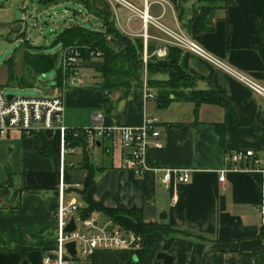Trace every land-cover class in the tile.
<instances>
[{"label":"crops","instance_id":"crops-1","mask_svg":"<svg viewBox=\"0 0 264 264\" xmlns=\"http://www.w3.org/2000/svg\"><path fill=\"white\" fill-rule=\"evenodd\" d=\"M130 1L144 8L143 0ZM183 2L151 0L148 7L154 23L147 31L142 19L124 8L111 7L117 27L130 38L145 39L147 35L146 44L165 49L173 44L162 30L181 31L221 64L264 87V61L259 52V44L264 42V0H230L227 12L216 14L211 33L200 31L199 19L184 29L177 12ZM79 71L80 83L56 87L51 95L63 96L68 128L89 127L98 113L104 115L102 125L120 123L131 128L141 127L144 118L151 116L159 121L163 147H151L149 166L190 174L189 183L170 186L164 183L162 173L137 176L123 168L119 150H108L99 143L78 147L68 156L71 166L65 181L72 188L66 193L67 202L85 207L82 196L73 189L85 188L94 177L88 198L97 206L116 209L122 202L141 212L148 225L184 232L146 235L144 257L99 252L93 264H164L157 259L159 253L172 256L173 264H256V257L264 253V227L258 211L263 200L262 180L258 175L230 171L222 185L219 176L230 167L226 162L230 153L254 150L264 157V97L217 64L190 54L189 71L198 80L199 89L224 91L235 115L211 105H202L196 114L191 103L175 102L162 109L155 97L145 99L142 88L126 99L120 93L113 96V116H108L101 104L103 94L93 89L97 75L87 87L82 77L87 70ZM218 124L225 125V146ZM44 136L50 141V133ZM42 146L39 133L0 135V185L12 174L13 186L29 190L15 202L12 197L6 203L0 201V264H44L45 255L56 247L58 167L52 158L39 153ZM53 148L58 151L56 140ZM29 247L35 249L22 255L20 250Z\"/></svg>","mask_w":264,"mask_h":264},{"label":"built area","instance_id":"built-area-1","mask_svg":"<svg viewBox=\"0 0 264 264\" xmlns=\"http://www.w3.org/2000/svg\"><path fill=\"white\" fill-rule=\"evenodd\" d=\"M113 8H124L143 20L145 31L153 18L149 14V2L143 0L144 8L140 9L130 0H106ZM163 29V28H162ZM171 43L190 54L205 58L246 84L255 93L264 97V87L250 78L243 76L233 69L221 64L207 53L199 44L188 38L181 31L163 29ZM147 40V35H145ZM159 57L166 56L165 49L157 51ZM80 55L74 49L62 52L61 68L67 75L68 71L75 70L79 63ZM71 84L80 83L78 73L70 74ZM69 78V77H68ZM67 78V79H68ZM66 79V80H67ZM66 84V81L64 82ZM67 86H64V88ZM145 99H153L147 84L144 85ZM104 118L98 113L93 118V124L81 129H70L66 125V106L63 96H43L34 98L15 97L9 99L0 90V135H8L19 131L26 134L50 133L51 141H57L60 165L57 169L59 205L56 211V247L49 251L44 258V264H93V259L99 252H128L137 255L144 250L145 237L135 232L127 231L112 220L96 222L93 219L83 220L78 216L81 209L76 202H67L66 193L72 188L65 181V173L71 165L67 157L75 154L77 148L72 146L69 134L74 139L85 138L90 144H103L108 150H119L123 155V168L133 171L137 176L148 172L162 173V178L167 186L172 184H187L190 174L186 170H172L153 168L148 164V153L151 147L161 149V132L157 130L158 119L151 116L144 118L143 125L139 128L126 127L116 123L111 126L102 125ZM227 164L230 166L220 172L219 180L222 185L226 182V175L230 171H241L258 175L262 180L263 200L259 206V214L264 227V157L254 150H241L227 155ZM79 189V186H75ZM75 219L76 230L68 234L66 229L72 219ZM70 243L76 244V255L73 256L67 249Z\"/></svg>","mask_w":264,"mask_h":264},{"label":"trees","instance_id":"trees-1","mask_svg":"<svg viewBox=\"0 0 264 264\" xmlns=\"http://www.w3.org/2000/svg\"><path fill=\"white\" fill-rule=\"evenodd\" d=\"M66 0H41L45 5ZM83 5L90 14L101 23L99 28H88L82 25H72L67 28L59 37L58 42L63 45V51L74 49L79 55V61L86 64L87 69L93 70L98 76L97 83L93 89L103 94L101 104L108 116H113V96L121 94V98L126 99L132 95L136 89L144 88L145 83L148 89L154 92L157 104L162 108H168L172 103H191L195 106V113H198L202 105L217 106L226 111L235 112L227 99L224 91L210 87L201 90L198 80L189 71L190 53L173 45L165 46L166 56L159 57L157 51L159 47L151 42L145 43L144 38H130L117 27L112 7L106 0H72ZM230 0H197L192 6V16H188L186 7L188 0H184L177 7L179 21L183 23L185 30H188L192 23L199 19V29L203 33L215 31V16L218 11L227 12ZM219 5H216L218 4ZM224 4V7L221 4ZM27 45V44H26ZM28 46V45H27ZM33 49V48H31ZM259 52L264 61V42L259 44ZM25 66L28 67L35 76L45 75L53 69L59 67L61 56H44L36 53H27L25 56ZM10 81L14 80L13 65H9ZM155 76H166V79H157ZM69 76H65L62 68L58 71L56 78L57 88H63L64 82ZM101 81V82H99ZM30 82L20 81V86H31ZM216 129L221 138V144L226 143V129L224 124L216 125ZM43 146L39 153L52 158L57 167L60 165L58 151L53 148V141H49L43 133ZM72 146L75 148L83 146L85 149L88 142L85 138L74 139L73 134H69ZM58 169V168H57ZM12 186L13 176L2 186ZM95 185L94 177L83 189H73L80 194L85 202V207L81 208L78 216L83 220L94 219L96 222L112 220L121 228L135 232L138 235H146L161 231L164 234L184 233L172 228H162L157 225H148L142 218V213L138 210H131L124 203H120L116 209H104L94 204L88 198L89 191ZM23 192L29 190L23 188ZM19 206V202L16 203ZM264 236V230L263 234ZM35 247L20 250L22 255L31 252ZM146 251V241L144 250L138 253V257H144ZM256 264H264V253L256 257Z\"/></svg>","mask_w":264,"mask_h":264},{"label":"rangeland","instance_id":"rangeland-1","mask_svg":"<svg viewBox=\"0 0 264 264\" xmlns=\"http://www.w3.org/2000/svg\"><path fill=\"white\" fill-rule=\"evenodd\" d=\"M196 2L197 0H188L189 17L192 16L191 8ZM221 6L224 7V4L222 3ZM65 12L67 14H64ZM100 24L98 19L90 14L83 5L72 0L47 5L41 0H0V90L4 91L5 96L25 98L53 95L61 64L59 63L57 69H53L45 75L35 76L25 66V56L27 53L61 56L63 45L58 42V37L67 28L72 25L99 28ZM11 64L13 65L14 80L9 85V65ZM79 70H87V72L83 71L82 77L85 78V86L87 83V87H89L91 83L89 80L95 79L97 74L93 70L87 69L85 63L79 61L75 70L68 71L67 76L81 73ZM154 78L160 80L167 77L155 76ZM22 80L30 82L32 85L22 87L20 86ZM69 84H71L70 76L64 86ZM22 191L21 187L2 186L0 201L6 203V200L12 197V202H15Z\"/></svg>","mask_w":264,"mask_h":264},{"label":"water","instance_id":"water-1","mask_svg":"<svg viewBox=\"0 0 264 264\" xmlns=\"http://www.w3.org/2000/svg\"><path fill=\"white\" fill-rule=\"evenodd\" d=\"M64 14H67V12H65ZM75 16H76V14H75ZM12 97L13 96H9V99H12ZM164 217H165V214H164ZM75 230H76V222H75V219L73 218L71 220L70 224L68 225L66 232L68 234H71ZM67 249L73 256L76 255V244L75 243L68 244ZM157 259L162 261L164 264H173L174 263V258L168 254H165V253H159Z\"/></svg>","mask_w":264,"mask_h":264}]
</instances>
